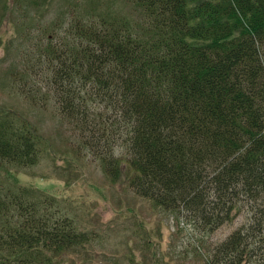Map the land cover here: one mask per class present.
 <instances>
[{
    "label": "trees",
    "instance_id": "1",
    "mask_svg": "<svg viewBox=\"0 0 264 264\" xmlns=\"http://www.w3.org/2000/svg\"><path fill=\"white\" fill-rule=\"evenodd\" d=\"M88 4L21 38L12 87L45 95L108 178L127 163L135 195L200 235L244 212L204 264H264V0H127L131 20ZM2 114L0 165H35L37 133ZM30 193L0 187V264H52L85 242Z\"/></svg>",
    "mask_w": 264,
    "mask_h": 264
},
{
    "label": "rangeland",
    "instance_id": "2",
    "mask_svg": "<svg viewBox=\"0 0 264 264\" xmlns=\"http://www.w3.org/2000/svg\"><path fill=\"white\" fill-rule=\"evenodd\" d=\"M89 1L0 0L1 116L8 114L9 118L12 114L40 139V158L35 165H0V187L12 191L25 187L32 200H55L58 208L71 217L81 234L79 239L85 242L52 256V264H204V248L221 242L244 225V212L213 233L200 235L184 220H177L174 214L135 195L127 184L131 175L127 163L121 165L116 181L108 178L99 161L81 148L72 127L45 95V106L34 105L10 83V70L18 64L23 50L22 39L32 45L30 34L43 26L49 30L58 17L67 10L69 13L70 7H76L75 12L87 19ZM91 1L96 4L95 11L100 4V9L129 20L136 15L127 0H110V4L109 0ZM38 37L44 42L51 36L40 32Z\"/></svg>",
    "mask_w": 264,
    "mask_h": 264
}]
</instances>
